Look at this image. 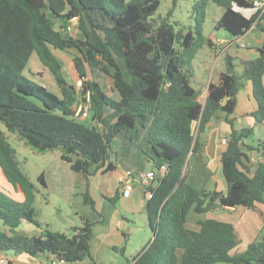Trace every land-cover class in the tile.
Masks as SVG:
<instances>
[{
	"label": "trees",
	"instance_id": "16d2710c",
	"mask_svg": "<svg viewBox=\"0 0 264 264\" xmlns=\"http://www.w3.org/2000/svg\"><path fill=\"white\" fill-rule=\"evenodd\" d=\"M208 1L223 8L216 28L239 36L256 25L263 41L255 58L224 54L225 69L208 82L200 102L201 89L191 84L193 60L203 47L217 49L203 33ZM158 6L159 0H0V122L39 152L58 149L60 159L80 176L77 187H82L83 202L97 214L89 192L90 176L117 168L111 141L123 133L139 148L155 178L143 186L152 236L132 256L133 264H264V237L231 254L239 243L232 223L202 217L196 221L198 230L187 226L190 211L201 215L215 208L264 205V142L247 144L253 127L237 128L234 118L228 117L235 111L237 93L249 81L256 108L248 115L257 124L264 122V3L195 0L193 26L187 31L175 30L169 21L175 0L164 16L153 18ZM246 9L254 12L247 16L242 12ZM73 16L76 31L70 35L66 26ZM57 51L72 54L76 80L82 79L79 89L66 79ZM32 52L51 73L60 95L25 74ZM235 60L242 66L240 73L235 71ZM89 66L110 76L111 90L118 91L119 99L89 78ZM86 92L89 115L81 119L74 115L75 105ZM218 111L229 124L220 154L224 191L194 184L187 174L191 159L200 156L202 134ZM248 151L260 160L253 163ZM109 153L113 158L107 157ZM161 165L166 167L163 173ZM0 170L23 195L16 200L0 190V251L29 256L46 252L69 264L85 258L97 264L90 240L92 226L102 216L96 221L82 216V224L72 226L70 233L39 222L34 207L37 189L20 168L15 148L2 130ZM38 180L46 186L43 172ZM117 199V192L107 197L111 203ZM22 221L34 224L39 233H18Z\"/></svg>",
	"mask_w": 264,
	"mask_h": 264
},
{
	"label": "rangeland",
	"instance_id": "374dc122",
	"mask_svg": "<svg viewBox=\"0 0 264 264\" xmlns=\"http://www.w3.org/2000/svg\"><path fill=\"white\" fill-rule=\"evenodd\" d=\"M127 1V0H126ZM195 0H175V8L173 10V14L170 17L169 21L174 26L175 30L179 28H184L187 31L189 28L193 26V16H192V5ZM172 0H159V6L156 12L153 15V18L162 17L166 14L167 10L171 7ZM223 8L214 4L211 1H208L205 8V19L203 24V33L205 36L210 37L212 40H217L220 36L226 37L227 39H234L235 36L230 34L228 31L223 28H216L215 23L222 13ZM245 44L253 46V39L249 36L243 38L242 40ZM217 49H211L207 47H203L198 50L196 57L193 60V68H194V76L192 78L191 84L201 89V93L198 97L200 102L204 101L206 95V87L210 80H214L217 76L218 70L225 69V60L223 55V50L219 49V58H216L215 55ZM235 50V49H233ZM236 51V50H235ZM245 51V50H244ZM56 55L58 59L62 62L63 70L65 77L68 81H72V77L70 75L69 67L67 63L61 58L60 52L57 51ZM258 55V52H257ZM232 56V55H231ZM237 56H239V51H237ZM256 57V54L253 58ZM39 60L36 52H32L29 58V62L25 67V74L31 79L32 77L29 69L34 70L36 64H39ZM235 71L241 72V65L235 60ZM90 74L95 78V81L99 83L100 87L106 93H110L112 81L109 75L99 70L94 66H90ZM49 75V74H48ZM46 78V79H45ZM42 79V81H36L46 87L48 90L52 92H56L51 85L47 81V77ZM244 96V87L239 91ZM57 94V93H56ZM241 95V94H240ZM221 113V111H219ZM253 134L250 138L246 139L245 142L247 144L256 145L259 140L264 141V126L257 124L253 121ZM0 130L4 132L10 144L15 148L16 158L19 162V166L23 172L29 177L31 182L35 185L36 198L34 207L36 210V218L40 220L43 225H46L49 229L58 230L65 233H70V228L72 226H80L82 224V216H90L91 220H95L97 215L99 214L92 212L91 207L88 204H85L82 200V196L80 195V191L82 189L81 186L77 187L80 182V176L77 174L76 178H73L70 174V167L65 161H62L58 156V149H51L44 152H39L34 147L25 143L24 140L20 139L16 133H10L6 130L4 125L0 122ZM203 135V134H202ZM112 148L119 154L120 149L117 147L115 141H111ZM109 157L113 158V154L109 153ZM148 164V163H147ZM149 165V164H148ZM198 165V162L192 158L189 168L191 172L189 173V180H191L194 184L198 183V178L195 175L194 166ZM41 172H45L48 175L49 186H42L38 180V175ZM73 172V171H72ZM74 173V172H73ZM107 184H109L111 173H105ZM195 177H194V176ZM3 179V180H2ZM53 179V180H52ZM3 181V182H2ZM6 181L4 178L0 176V190H2L8 196L13 198V195L9 194V192L5 189ZM217 180L214 177L209 178L205 181L204 184L208 189H215L220 187V183H216ZM5 183V184H4ZM98 186L100 184V179H95L91 182L90 185ZM103 188L99 189L100 194L103 193V199L107 200V197H112L114 195V190L111 185H109V191L105 187V183H103ZM5 186V187H4ZM63 187L71 190L72 199L71 202L68 201L65 197L61 196L58 191L59 188ZM68 191V190H67ZM13 192V190H12ZM109 192V193H107ZM110 195V196H109ZM119 214L123 215L122 222L120 225H115L114 219L113 224L106 225L103 229H109V232L114 233L110 237L115 238L116 232L120 233V231H124L126 234L125 241L122 239L121 246L124 245L123 253L115 251L119 249L120 246L115 247L116 249H112L107 247L103 249V247H99V243H101V238H99V232L106 231L100 230L96 232V238L94 239V252L98 251V258L100 264H126L128 261H131L132 256L140 250L151 238L152 233L150 228L146 224V216L144 210L141 208L140 204L135 203L134 205H125L122 206L119 199H117L114 203L109 202ZM203 215V214H201ZM200 215V216H201ZM198 214L190 211L188 214L189 221H193ZM100 217V216H99ZM48 224V225H47ZM102 225V224H101ZM98 226L97 229H99ZM111 226V227H109ZM118 226V227H116ZM100 228V229H102ZM237 234V233H236ZM120 235V234H119ZM264 237V226L261 228L258 238ZM253 235L249 239L240 238L239 243L235 246L230 253H238L243 251L248 242L253 240ZM92 246V247H93ZM97 247V248H96ZM213 264H231L226 262H216Z\"/></svg>",
	"mask_w": 264,
	"mask_h": 264
},
{
	"label": "crops",
	"instance_id": "0c3cea01",
	"mask_svg": "<svg viewBox=\"0 0 264 264\" xmlns=\"http://www.w3.org/2000/svg\"><path fill=\"white\" fill-rule=\"evenodd\" d=\"M256 2H259L260 5L264 3L263 0H256ZM242 12L245 15L249 16L254 12V10L246 9V10H242ZM248 36L253 39V42H254L253 46L248 45L247 43L245 44L242 41L243 38H246ZM213 41L214 43L217 44L216 52L219 49H222L223 55L226 53H229L230 55L238 59L249 60V59H252L255 54L257 56L256 48L263 41V33L256 25H252L243 34L239 36H235L234 39H227L226 37L220 36L217 40H213ZM233 49H235L236 51ZM237 51H239V56H237ZM59 52H60L62 61L64 60L67 63L69 67L70 75L73 78L72 81H69V82L74 84L77 77H76V73H75L72 58H71L72 54L64 52V51H59ZM218 53L219 51L215 55L216 58H219ZM90 70L91 69L89 66L88 76L90 79L95 80V78L91 76ZM29 71L32 77H34L36 81L41 82L42 79L45 78L46 76L48 78L47 79L48 83L51 85V87L54 90H56L55 93H57V95H60L58 87L55 84V81L51 73L48 71L47 68H45L41 64V62L39 64H36V66L34 67V70L29 69ZM216 78L212 81H215ZM263 82H264V74H263ZM206 86L207 85H205V87ZM109 95L112 96L114 99H119L120 97L117 90H110ZM236 98H237V105H236L235 111L234 113L230 114L228 117L234 118L235 127L237 128H239L240 126H251L252 127L254 120L251 116L248 115V113L250 111H253L256 108V102L252 96L251 84L249 81L245 82L244 96L242 95V93L238 92ZM105 112L108 113L110 112V110L106 109ZM112 119L113 117H110L108 118V121L110 122L112 121ZM262 125L264 126V122ZM228 131H229V124L225 121V114L222 111L221 113H219V111L216 112L213 119L208 122L207 129L202 135L201 140L203 142V145L199 149L200 156L193 157L198 162V165H195L193 168L195 170V175L198 178L199 185L205 187L206 185L204 184L205 181L211 177H214L217 180L216 183L217 184L218 182L220 183V187L216 189H219L222 191L225 190V182H224L222 171H221L220 154L225 149V146H226V143H223L221 139L222 137H227ZM113 141L116 142V145L117 147H119L120 152L118 154L114 150V148L111 147L112 150L115 151L116 153L117 168L115 170L109 171L111 173L110 180H108L109 184H107L105 173L97 172L94 175L90 176L91 182L95 179H100V184L98 186H93L92 184L89 186V192L95 201V208L97 212L99 213V215L102 216L101 222H95L93 224L92 226L93 236L90 240V253L97 264H100L99 263L100 260L98 258L99 249L95 251L93 255V250L95 247L93 246V244H94V239L96 238L97 230L98 231L106 230V231L99 232L100 234L98 235L99 238H101L100 240L101 243H99V247L100 248L103 247V249L110 247L115 250V247H118V246H120L119 247L120 249L121 247H124V245L122 246L120 245L123 242L122 239L124 241L126 239V234L124 231H120V233L116 232V237L113 238L110 236L114 233L109 232V229H103L105 227V224L106 225L113 224L114 219H116L114 221L115 225L119 226L120 223L122 222V217H123V215L119 214L116 208L113 207L109 203V201H106L105 199H103V195L105 194L103 193L100 194L99 189L100 188L104 189L103 183H105V187H107L106 189L108 191H109V185H111V187H113L114 194L115 192L118 193V199L120 200L122 206L134 205L135 203L137 204L139 203L145 213V201L147 199V194H145L143 186L138 182V180L135 177L137 173L146 171L150 168V166L147 164L145 160L143 153L139 150V148L134 143L127 140L124 137L123 133L117 134L113 138ZM111 146H112V143H111ZM248 154L251 157V161L255 163L254 159L256 158V156H255L254 151H248ZM58 156H59V153H58ZM107 157L110 158L109 154L107 155ZM191 169L188 167V171H187L188 177L191 176L189 175V173L191 172ZM70 172H71L70 174L72 175V177L76 178L77 180V173L75 172L73 173L71 169H70ZM109 172H106V173H109ZM125 175H132L135 177L132 182L131 191L129 192V195L127 197L122 196V192L118 188L119 179ZM0 176L5 179L1 170H0ZM43 176L46 182V186H49L48 175L45 174V172H43ZM4 182L7 183V180ZM7 184L8 185H5L6 187L5 186L4 187L9 192V194L13 195V198L16 200H22L23 199L22 193L19 191H15L9 182ZM58 193L71 202V199H72L71 190L60 187ZM202 217H210V218H215L218 220L232 223L235 228V232L237 233V237L239 239L241 237L245 239H249L252 235H253V239H256L257 237H259L261 228L264 226V205L257 203L254 208H245L241 206L227 207L223 209L215 208L214 210L206 212L201 216L198 215L197 217L193 219V221H189L188 219L187 226L191 229L198 230L199 227L196 221L197 219L202 218ZM97 219H99L98 215L94 221H96ZM38 221L41 222L40 220ZM146 224H147V220H146ZM100 225H101L100 228H102L103 226L104 227L102 229L100 228L97 229L98 226ZM39 230L40 229H38L34 224L27 222V221H22L17 227L18 233L27 234V235L38 234ZM119 249L115 251L123 253L124 248H123V251H120ZM1 257H4V261L2 262L0 261V264H32L33 262H40L42 264H51V262H53V264H69L63 261L56 260L55 258H53L51 254H48L46 252L40 253L37 256H29L24 253H17L12 250H7V251H0V258ZM75 264H91V260L89 258H85L79 262H76ZM126 264H133V263L132 261H128Z\"/></svg>",
	"mask_w": 264,
	"mask_h": 264
},
{
	"label": "built area",
	"instance_id": "2783aa9c",
	"mask_svg": "<svg viewBox=\"0 0 264 264\" xmlns=\"http://www.w3.org/2000/svg\"><path fill=\"white\" fill-rule=\"evenodd\" d=\"M77 22V17L73 16L71 17L68 25L66 26V32L70 35H74L76 29H75V24ZM82 85V79H77L75 81V87L77 89L80 88V86ZM75 116L84 119L86 117H88L89 115V93L86 92L85 94H82L75 105ZM221 141L223 143L227 142V138L226 137H222ZM260 160V158H255L254 162H257V160ZM166 171V167L165 165H161L159 172L163 173ZM136 179L138 180V182L144 186L149 184L150 182H152L155 178V173L152 169H148L146 171H142L140 173H137L135 175ZM132 175H125L122 176L119 181H118V188L121 190L122 192V196L127 197L129 195V192L131 191V187H132V182L135 178ZM0 261H4V257L0 258ZM32 264H42L40 262H33ZM51 264H53V262H51Z\"/></svg>",
	"mask_w": 264,
	"mask_h": 264
},
{
	"label": "water",
	"instance_id": "95a60500",
	"mask_svg": "<svg viewBox=\"0 0 264 264\" xmlns=\"http://www.w3.org/2000/svg\"><path fill=\"white\" fill-rule=\"evenodd\" d=\"M225 102H226V99H224L222 103L224 104Z\"/></svg>",
	"mask_w": 264,
	"mask_h": 264
}]
</instances>
